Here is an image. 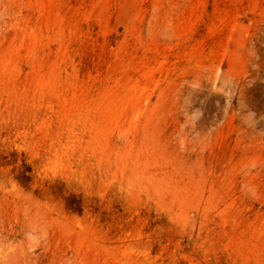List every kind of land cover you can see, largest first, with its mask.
Returning a JSON list of instances; mask_svg holds the SVG:
<instances>
[{
  "label": "rangeland",
  "instance_id": "obj_1",
  "mask_svg": "<svg viewBox=\"0 0 264 264\" xmlns=\"http://www.w3.org/2000/svg\"><path fill=\"white\" fill-rule=\"evenodd\" d=\"M0 264H264V0H0Z\"/></svg>",
  "mask_w": 264,
  "mask_h": 264
}]
</instances>
